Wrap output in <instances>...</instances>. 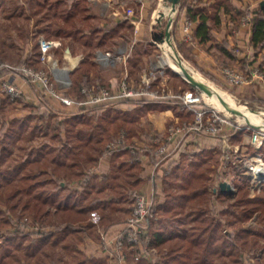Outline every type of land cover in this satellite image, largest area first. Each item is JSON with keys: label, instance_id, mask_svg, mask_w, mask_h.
<instances>
[{"label": "rangeland", "instance_id": "rangeland-1", "mask_svg": "<svg viewBox=\"0 0 264 264\" xmlns=\"http://www.w3.org/2000/svg\"><path fill=\"white\" fill-rule=\"evenodd\" d=\"M38 1L44 0H0V83L2 80H10L19 85L22 91L17 100H10L4 91L0 89L1 144L5 141V134L8 133L13 119L27 121L21 137L15 140V143L8 144V150H6V154L4 153L5 158L0 161V171L10 169L13 164L21 161V158L25 156L33 155L31 151L37 149L43 143L52 145L55 148L64 144L74 145L76 140L73 136L76 134L68 130V127L64 124L59 123L57 117L58 115L64 117L71 112L90 113L92 116L89 124L87 126L79 124L75 128L83 127L86 129L90 125L93 127L99 124L98 135L102 138L106 137L103 141L105 142L103 143L104 151L106 153L112 152L101 159V161H108V170L102 169V166H100L101 161H98V163L88 165V168H85L86 177L82 179L83 181H80L75 175L69 178L66 175L67 173H61V184L64 185L62 191L64 193L75 196L79 192V195L85 198V204L99 196L102 199L106 198L110 194L105 189L106 187L101 188L102 192L93 190L86 195L85 190L82 189L83 185L85 182H94V188L99 189L104 181L103 175L110 173L112 167L117 168L118 163L120 165L122 161L128 158L131 161L135 157H138L141 163V159L149 157L152 162L151 172L154 177L148 190L145 188L146 186L143 188V182H140L138 186H134L137 179L131 182L133 176L139 173L136 167L122 166L121 169L116 170L118 176L115 178L120 181V184L123 183V186L119 184L117 187L126 192L121 202L129 201V207L126 212L125 209L123 211V208L114 210L110 216H123L125 213L124 218L127 219L133 201L140 193L147 195L146 192H150L152 194V196H147L153 200V209L157 203L165 201V192L181 193L180 184L183 178L180 174L193 168L191 167L192 161H199L197 166V172L200 173L198 179L202 187L208 189L209 195L206 194L203 202H200L201 198L198 197L194 200L199 202L196 207H191L192 204H188L183 208V211L175 215L159 210L151 212V217H149L152 219L153 226L161 228L169 234L175 227L180 229L190 227L193 223L191 217L196 215L198 209H206L205 216L222 220L223 227L227 232H235L239 227H248L255 233L254 237L257 239V243L254 245L249 243L245 248L244 262L245 264H264V218H262L259 211H256L248 219H239L232 213L222 214L221 212L225 209H235L234 202L238 195V184L247 187L249 194L253 197L262 193L264 167L260 166L264 165V131L261 132L258 128L245 123L242 124L235 116H228L222 110L210 106L204 101L201 92L191 87L190 84L187 83L184 87H180L179 80L174 77L175 71L166 62L163 63L162 50L158 45L160 41L154 39L152 34L154 31L157 33L163 31L168 19L164 16L161 23L155 21L158 3L171 4L170 0H149L147 2L144 11L145 16L142 17L144 26L140 39L136 38L134 33L129 38L124 35L116 36L111 40L109 39L104 46L83 44L84 38L82 37L77 40L65 36H50L59 25L65 22L60 9H66L68 5L76 0H60L61 4L58 7L54 5V8L50 10H48V3L39 8L36 4ZM50 1L56 0H48V2ZM94 1H85L90 18H84L82 12L77 14L76 26L81 27L83 33H88L91 27H102L107 22L111 23V18H113V16H109L108 7L99 11L98 5H95ZM141 3H129L130 7L125 5L124 14L127 15L128 10L135 9V13L137 11L139 16V11L142 8ZM80 4L83 5L84 1L80 0ZM179 14L180 10L178 8L172 15L170 32L174 46L180 52L183 60L190 67L192 66L200 72L208 81L231 93L237 104H243L254 111H264V104L246 102L244 98L236 97L230 87L219 81H214L199 71L183 56L178 48L175 36V24ZM45 27L46 30L43 29ZM41 36L59 41V45L53 47L51 52L56 54L61 63L65 62L63 50L66 46H69L68 43L72 46L74 54L82 53L80 52L82 48L88 49L89 59L94 64L87 73V77L84 78L85 81L80 84L79 91L73 89L76 77L71 72L69 74V86L60 87L53 84L50 91L23 76L24 74L21 71L23 65H29L36 70H45L46 75L48 73L46 66L38 60V39ZM107 52L110 55L106 56ZM6 65L12 66L13 69L5 67ZM257 68L263 74L262 69ZM226 79L229 81L227 77ZM123 87L133 89V93L127 96L120 95ZM83 89H85V92ZM104 89L107 91L108 96L103 98L101 91ZM187 92L192 93L193 97H197L198 101L186 103L184 95ZM62 97L71 99V103L69 105L64 104L61 101ZM141 101L162 102L171 107L166 106L163 109L152 107L145 110L136 106ZM42 106L55 111L56 114L49 119L41 116L37 111ZM201 111H205V113L198 118V112ZM216 114L221 120L215 121L217 119ZM46 123L49 128L46 127ZM210 126L215 127V129L211 130ZM34 127L37 128L31 134L30 132ZM123 134L125 141L120 147L113 150L106 148L107 143L116 141ZM259 135L262 136V139ZM161 147L166 151L165 153L158 152ZM119 150L122 151L119 152ZM1 152L0 145V155ZM112 155L117 157L112 158ZM256 157H258L259 162L256 161ZM154 158L157 159L156 162H154ZM112 162L114 163L113 166ZM174 162L179 165L176 172L180 173V178H176L172 170V173H170L171 168L169 169V165ZM131 170L136 173H132ZM222 181L228 182L231 189L223 191L219 186ZM122 205L124 204L118 206L121 207ZM0 208L5 211L6 206L0 203ZM97 210L98 212L95 211V208H90L86 211L85 220L73 222L72 225L76 229H83V233L79 230L78 233L74 232L64 238H59L56 245L43 247V252L41 249L29 259L27 256H22L20 261L17 260V263L82 264L81 261H83L86 264H167L166 249L163 248L162 250L155 247L151 244V240L146 243V240L143 239L144 234L140 239L143 247L141 245L138 247L125 245L121 249L122 254L120 255L122 258L119 259L114 236L124 230L126 220L123 222L122 229L114 234L111 241L110 236H106L111 217L105 216L102 218L101 214L104 211L98 208ZM5 212L3 213L5 214ZM23 213L24 215L21 217H17L11 212L8 213L10 217H13V221L11 224L0 226L2 241L3 236L9 233L8 231L13 232L18 229V231H22L21 234H15H18L17 239L22 245L38 244L39 241H36L34 237L38 229H54V227L63 224L53 207L44 214L43 224L35 221L34 216L28 210ZM224 216L230 219L232 223L227 219L223 220ZM179 217L182 219L180 222H178ZM150 220L148 219V226ZM86 222L90 225H85ZM86 235L91 239L93 238L92 249H90L92 252H87L90 253V257L79 247L81 243L85 244L83 238H86ZM101 237L104 240H101ZM10 247H13V245ZM139 247L142 251L146 250L148 256L140 257L137 260L135 259V253L140 250ZM100 250H103L104 253L108 250V256L101 257L102 251L100 252ZM100 259L104 262L98 263L97 260ZM13 263L15 262L9 264Z\"/></svg>", "mask_w": 264, "mask_h": 264}, {"label": "trees", "instance_id": "trees-1", "mask_svg": "<svg viewBox=\"0 0 264 264\" xmlns=\"http://www.w3.org/2000/svg\"><path fill=\"white\" fill-rule=\"evenodd\" d=\"M82 1H84L83 5L80 4V0H76L71 5H68L66 9H60V13L65 22L61 25L58 24L59 26L54 32L52 34L49 33L50 36H65L77 40L82 37L84 38L83 44L104 46L109 39L111 40L116 36L124 35L129 38L133 35L134 25L126 17L120 20L111 18V23H104L105 25L102 24V27H91L88 33H83V29L76 26L77 14L82 12L86 19L90 18V15L85 4L86 0ZM200 1L201 0H181L179 10H185L189 19L199 20L195 36L198 37L200 41H205L208 39L209 35L207 19H209L210 16L207 14V10L212 8L217 11L222 6L223 10L228 11L230 10V5L228 0H216V3L202 8L199 7ZM46 3H48V10H50L54 8V5L58 7L61 1L56 0L48 2V0H44L38 1L36 4L41 8ZM250 12L255 14L251 27L250 43L257 49L261 47L264 41V5L260 4L254 11L249 9H237L235 10L234 20L235 23H238L243 14H248ZM213 19H216V17L213 16ZM43 29L46 30V27ZM67 45H69L70 48L72 47L69 43ZM178 48L186 57L187 51L185 50L184 43H178ZM87 50L88 49H81L80 52L85 53V56L79 65L71 71V74L76 77L73 87L75 91H79L80 84L85 81L84 78L87 77V73L94 64L89 59ZM228 52L227 58L223 59V63L229 66L231 60L233 61L235 59V55L232 51ZM197 68L199 67L197 66ZM203 73L210 76L207 72ZM174 75V77L179 80L180 87H184V85L188 83L176 72H174ZM136 106L148 110L152 107L163 109L170 105L163 104L162 102L141 101L138 102ZM41 108L42 110H40ZM41 108L37 112L43 117L49 119L56 114L55 111L46 109L43 106ZM59 116L60 115L57 117L58 122L62 125L64 124L68 127V130L76 134L73 136L76 143H74V145L71 144V146H69V144H64L61 147L56 146V148L52 145L50 146L43 143L38 146L37 149L31 151L33 155L25 156L21 158V161L13 164L10 169L0 171V203L6 206V212L2 211V208H0V226L12 223L13 217L8 215L9 212L17 217H21L24 215L23 212L27 210L32 213L35 221L43 224L44 214L49 212L51 207L55 209L63 224L54 227V229H38L34 236L36 241H39L38 244L22 245L17 239V235L21 234L22 231H18V229L13 232L8 231L9 233L3 236V241L2 238H0V248H2L0 249V264H9L11 262H15L13 264H21L17 263V260L20 261L22 256H27L28 259L30 257L32 258L41 249L43 252V247H52L56 245L59 238H64L66 235L74 232L78 233L80 229H76V227L72 225L73 222L85 220L87 216L85 215L86 211L93 208L90 201L92 202L94 199L80 207L77 204L78 199H75L73 194L64 193L62 191L64 185L62 186L61 184V173H67L66 175L69 178L75 175L76 178L83 181L82 179L86 177L85 168H88V165H94L98 163V161L100 162L106 154H111L112 152L106 153L104 151L103 143L105 142L103 141L106 137L104 136L105 138H102L98 135L99 124L93 127L90 125L86 129L83 127L78 129L75 128L79 124H85L87 126L92 116L90 113L71 112L64 117ZM25 123H27V121H19L18 119H13L11 121V125L8 129L9 131L5 134L4 143L1 144L0 142L2 150L0 161L5 158L8 144L15 143V140L21 137ZM46 127H48L47 123ZM36 128L37 127H34L30 133L33 134ZM120 151L122 150H119V152ZM153 160L154 162L157 161L156 158ZM198 162H196V160L192 161L191 167L193 168L191 170L181 174L179 173L183 178L180 184L182 188L181 193H173L172 191L165 192V201L157 203L154 209L152 208L151 212L159 210L175 215L183 211V208L188 204H192L190 205L191 207H196V204L199 202H195L194 200L198 199V197L201 198L200 202H203L206 198V194L209 195V191L206 187H202L198 179L200 174L197 172ZM122 166L139 168V158L135 157V159L131 161H129L128 158L122 161L117 168L112 167L113 170L111 169L110 173L103 175L104 181L101 183L102 186L97 189V192H102L103 190L101 188H105L109 181L111 182L115 176H118V174L116 175V173H118L116 170L121 169ZM177 166H179L178 163L174 162L169 165V169L171 168L170 173L173 172L176 178H180V175L176 172ZM132 173L136 172L133 171ZM140 182L141 178L137 179L134 186H138ZM93 183L85 182L83 185L82 189L85 190L84 192H86V195L90 194L93 190ZM238 185V195L234 202L235 209H225L221 211L222 214L232 213L239 219H248L252 217L256 211H259L262 218H264V187L262 188L261 194L253 197L249 194L247 187L240 184ZM114 191L118 192V188H115V186ZM97 198L95 206L98 209L104 210L108 205H111V201H104V198L101 200L102 197L100 196ZM122 199H124L123 196ZM110 210L114 211L119 209L111 205ZM205 210L206 209L202 208L198 209L196 215L191 217L193 223L190 227H185L183 229L175 227L169 234L161 228L154 227L152 219L149 218V220H151L147 233L143 239L149 237L152 245L162 250L163 248L166 249L167 264H245V248L249 243L253 245L257 243V239L254 237L255 233L248 229V227H239L235 232H227L223 227V221L215 217L210 218L205 216ZM3 212H5V214ZM113 218L119 222H124L126 220L120 215H115ZM226 219L227 217L224 216L223 220ZM181 220L182 219L179 217L178 222ZM227 220L232 223L230 219ZM229 225L231 224L229 223ZM80 232L83 233V229L80 230ZM32 234L34 235V233ZM11 245H13V247H10ZM97 261L98 263L104 262V260L101 259Z\"/></svg>", "mask_w": 264, "mask_h": 264}, {"label": "crops", "instance_id": "crops-1", "mask_svg": "<svg viewBox=\"0 0 264 264\" xmlns=\"http://www.w3.org/2000/svg\"><path fill=\"white\" fill-rule=\"evenodd\" d=\"M132 2H142V8L139 11V16L137 15V11L135 13V9L128 10L127 15L124 14V6L126 5L130 7L129 3ZM147 2H149V0H95L94 4L98 5L99 11H102L103 9H106L108 7L109 16H113L114 20H120L127 16L126 18H128L134 25L135 37L140 39L141 34L143 33L144 26L142 17L145 16L144 11L147 6ZM214 3H216V0H201L199 3V7L204 8ZM228 3L230 5V10L228 11L223 10L222 6L217 11L212 8H209L207 10V14L210 16V18L207 19L209 35L208 39H206L205 41H200L199 38L195 36V31L198 26L199 20H191L187 17L185 10L180 11L179 17L176 19L175 24V36L177 39V43H184L185 50L187 51V59L196 68L198 66L199 68L197 69L199 71L207 72L210 75L208 77H210L214 81H219L220 83L230 87L232 93L236 97L244 98V101L246 102H254L256 104L261 103L262 105L264 104V41L261 44V47L255 49L250 43L252 23H243L242 18L245 15H250L254 18L255 14H253L252 12L243 14L240 17L238 23H235L234 14L235 10L237 9H249L251 11H254L260 4L264 5V0H228ZM213 16L216 17V19H213ZM186 23H189L187 28ZM228 51H232L235 55V59L233 61L231 60V62L229 63V66L236 67L234 69L235 71L239 73L250 72L249 74H251L254 68L260 67L263 71V74L261 75L262 77H254L244 84H233L227 81L225 73L223 71V69L227 66L223 63V59L227 58V53H229ZM65 62L67 63L66 59ZM115 157L117 156L112 155V158ZM150 160L151 159L149 157H144V159H141L140 167L136 168L137 172L139 171V173H136V175L131 179V182H134L135 179L141 178V183L143 182L142 186L143 188L146 186L145 188L147 190L151 187L150 185L154 177L151 172L152 162ZM107 164L108 161L104 160L101 161L100 166H102V169L107 171ZM113 164L114 163L112 162V166ZM118 165L119 163L117 164V166ZM131 172L133 171L131 170ZM115 177L111 182L109 181L106 186V190L110 194L107 195L106 198H104V201H111L110 204L112 206L114 205V207H116L117 205V209L123 208V210L125 209L126 212L128 211L129 201H124V203L121 202L123 200L122 196L126 194V192L124 190L122 191L121 188L118 189L117 193L114 192V186L115 188H118L117 186H119L120 184V181H117ZM121 185L123 186V183H121L120 186ZM93 190L97 191V188H94ZM146 194L148 196H152L150 192H146ZM75 199H78L77 204L80 207L85 205V198H82L79 195V192L76 193ZM97 199L94 198V200H92L90 204L93 205L95 211L98 212L97 207L95 206ZM119 204L128 206L122 205L120 207L118 206ZM111 205H108V207H106L104 210L100 209L101 211H104L103 214H101V217L107 216L112 218L108 223L106 232V236H110V240L112 239L114 234H116L117 231H120L123 227V222L115 220V218H113L114 215L110 216L112 215V211L110 210ZM124 216L125 213L122 217ZM85 225H90V223L86 222ZM92 239L86 235V238H83L85 244L81 243V245L79 246L80 250L85 253L92 252L90 251V249H92ZM101 240H104L103 237H101ZM101 251V257L105 258L106 256H108V250H106L105 253L103 250H100V252ZM87 254L88 257H90V253ZM81 263L86 264V262L83 261H81Z\"/></svg>", "mask_w": 264, "mask_h": 264}, {"label": "built area", "instance_id": "built-area-1", "mask_svg": "<svg viewBox=\"0 0 264 264\" xmlns=\"http://www.w3.org/2000/svg\"><path fill=\"white\" fill-rule=\"evenodd\" d=\"M243 23L248 24L253 22V17L250 15H245L243 18ZM189 23H186V28L188 27ZM38 44H39V57L38 60L42 64H44L47 68V75L45 70H36L32 68L29 65H23L21 67V71L23 72V76L28 78L30 81L33 83L41 85V87H44L45 89L49 90L52 89L53 84H56L57 86L60 87H66L69 86V80H70V72L74 70V68H70L66 66V62L61 63L56 54L51 52V49L53 47H56L59 45V41L56 40H50L47 39L43 36H41L38 39ZM110 55L108 52L106 54ZM4 66V65H2ZM1 67V65H0ZM5 67L13 69L12 66L6 65ZM226 77L231 83L234 84H244L247 83L249 80L253 79L254 77H262V73L259 71V69L256 67L253 69L251 74H243L235 71L234 69L225 67L223 69ZM50 87V88H49ZM0 89L4 91V93L7 95V97L10 100H17L21 96V89L19 85L16 83L10 81V80H2L0 83ZM85 92V89H83ZM133 93V89H127L126 87H123L122 92L120 95H131ZM101 96L107 97L108 93L104 89L101 91ZM96 99V98H93ZM184 100L186 103H195L198 101L197 97H193L192 93H186L184 95ZM61 101L64 104L69 105L71 103V99L68 98H61ZM205 111L198 112L197 117H201ZM217 119L216 120H221L219 116L216 114ZM211 130H214L215 127L210 126ZM124 134L119 137L116 141H111L107 143L106 148L108 150H113L121 146L122 143H124ZM158 152L165 153L163 147L158 149ZM87 180V179H86ZM153 206V200L150 199L147 195L144 193L138 194L132 204L131 207V212L129 216L126 219L124 230L121 232H118L114 236V241H115V247L116 251L119 253V259L122 258L120 254L121 249L125 245H131V246H136L138 247L141 245L140 239L142 237V234L146 235L147 229H148V219L151 217V208ZM150 216V217H149ZM146 243L150 242V238L146 237L145 238ZM142 246V245H141ZM143 247V246H142ZM140 249V247H139ZM148 252L146 250H139L135 253V259H139L140 257H147Z\"/></svg>", "mask_w": 264, "mask_h": 264}, {"label": "bare ground", "instance_id": "bare-ground-1", "mask_svg": "<svg viewBox=\"0 0 264 264\" xmlns=\"http://www.w3.org/2000/svg\"><path fill=\"white\" fill-rule=\"evenodd\" d=\"M159 11H163L165 17L172 16L173 13H174V12H172L171 4H166V3H163V2H159L158 3V9H157V12H156V15H155L156 17L159 15L158 14ZM158 45L160 46V48L162 50V57H163V61H164L163 63L166 62L172 70L182 74V67L180 66V64H179V62H178V60H177V58L175 56V53L173 51L172 45H170L167 40L160 41L158 43ZM182 65L191 74H193L194 77H196L197 79L203 80V81H205L207 83L210 82V81H208L207 78H205L202 74H200V72L196 71L192 66L190 67V65L187 62L183 61ZM66 66L72 68L73 65L70 63V61H67ZM210 83L209 84L212 85V87L217 91L219 96H221L223 99H225L233 107H236L237 109L241 110L243 112V115L239 116V115H235V114H232L229 111H227L224 108V106L222 105V103L220 101V98L218 97L217 93L210 96V95L200 91L204 101L207 104H209L210 106L214 107L217 110L218 109L222 110L228 116H235L236 119L242 124L251 123V124H253L255 126H258V129L261 130V132L264 131V111H262V110L254 111V110H251V109L247 108V106H245L243 104H237L236 101H235L234 96L231 93H229L228 91L217 87L212 82H210ZM260 138L262 139V136H260ZM255 159H256V161L259 162L258 157H256ZM252 160H254V159H252ZM260 167L263 168L264 165H262Z\"/></svg>", "mask_w": 264, "mask_h": 264}, {"label": "water", "instance_id": "water-1", "mask_svg": "<svg viewBox=\"0 0 264 264\" xmlns=\"http://www.w3.org/2000/svg\"><path fill=\"white\" fill-rule=\"evenodd\" d=\"M171 2V8H172V12H175L176 10H178L180 4H181V0H170ZM178 6V7H177ZM159 15L156 17L155 21L158 23H161V19L162 17H164V12L163 11H159L158 13ZM172 24V16H169L165 25V28L163 31H160L159 33L157 32H153V38L156 39L157 41H162V40H167L168 43L170 45H172L173 47V51L175 53V56L180 64V66L182 67V74H180L179 72H176L177 74L181 75L182 78H184L190 85L191 87L202 91L208 95H214L217 93V91L212 87V85H210L209 83L197 79L196 77H194L193 74H191L183 65V58L180 54V52L175 48L174 46V42H173V38L170 32V27ZM63 56L67 61H70V63L73 65L72 68H76L79 63L82 61V59L84 58V53H77L74 54L72 52V49L70 48V46H66L63 50ZM218 94V93H217ZM218 97L220 98V101L222 103V105L224 106V108L229 111L232 114L235 115H239L242 116L243 112L239 109H237L236 107H233L232 105H230L225 99H223L221 96ZM248 125L253 126L255 128H258V126H255L251 123H249ZM220 188L224 191V190H230L231 186L228 182L226 181H222L219 184Z\"/></svg>", "mask_w": 264, "mask_h": 264}]
</instances>
